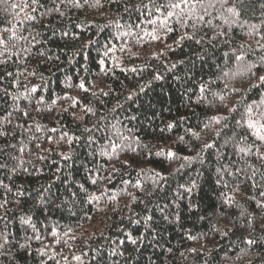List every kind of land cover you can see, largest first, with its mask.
<instances>
[{
  "label": "trees",
  "instance_id": "trees-1",
  "mask_svg": "<svg viewBox=\"0 0 264 264\" xmlns=\"http://www.w3.org/2000/svg\"><path fill=\"white\" fill-rule=\"evenodd\" d=\"M129 2L137 4L139 0H100V7L70 10L66 17L56 19L52 25L57 30L56 37H51V29L41 26L38 19L32 27L41 32L42 38L49 39L44 48L53 58L49 61L29 60L21 70L26 68L37 73L25 82L29 86H38V94H43L49 105L52 99L61 98L57 99L51 111L44 109L41 114L32 113L37 123L81 135L85 126L91 127L103 115L102 127L104 124H117L123 135L130 137L129 143L139 137L142 144L148 145L145 151L151 150L153 155L147 158L139 156L134 161L139 148L133 143L137 153L126 149L111 158L101 156L100 148L106 142L100 132L95 133L98 144L92 147L83 141L72 145L57 144L46 139L48 135L56 138V133H35L39 139L29 144V152L22 154L26 161H31L24 164L28 172L18 170L11 180L5 178V173H0V179L13 189L12 193H5L0 188V197L18 201L8 204L7 219H0V231H6L10 239L5 249L0 250L7 252V255L0 256V264H57V261L59 264H264V210H258L250 199L252 196L261 199L259 189L242 185L239 191L229 193L228 189L218 185L216 149L202 153L203 163L195 160L180 172L173 171L179 162H168L154 154L163 146L171 147L180 155L194 156L199 143L190 141L187 136V145L173 143L178 136L184 135L185 129L199 130L196 126L217 111L228 114L223 104L231 107L240 101L237 107L242 110L244 102L259 100L264 95V87L247 90V75L234 80L221 79V72L216 67L219 64L221 69L235 70L236 65L231 60L225 67L223 53L238 44L251 43L255 48L253 38L236 28L231 35L232 45H225L222 40L203 45L186 40L177 45L175 42L183 33L175 25L177 30L166 35L161 33L160 40L124 36L122 33L130 30L129 25L134 26L143 20L140 12L124 11L125 4ZM14 15L0 11V19L5 21L13 20ZM258 17L259 11L251 22L260 23ZM47 23L48 20H44V24ZM117 24L121 27L118 28ZM142 27L149 29L146 23ZM64 30L78 34L79 38L65 44L59 37ZM131 31L135 33L139 29L133 27ZM211 35L208 31V36ZM200 36L203 33L197 34V38ZM53 40L56 43H52ZM90 40L92 44L88 43ZM109 47L113 51L105 56ZM122 48L125 50L121 51ZM261 55L264 52L257 50L247 59L259 64ZM101 59L110 71L101 72ZM173 64H176L175 68L171 67ZM133 68L136 71H132ZM260 74H264V66L259 68L257 75ZM157 75L161 79H155ZM81 80L85 89L78 86ZM201 82H207L211 92L225 95V100L222 103L213 100L211 92H208L205 94L207 100L198 101ZM225 83L229 89L235 87L241 92L225 89ZM130 95L131 99H128ZM65 96L75 98L78 103L73 106L71 99H63ZM209 101L218 107L210 108ZM24 103L21 102L22 106ZM85 106L91 107L95 115H85ZM181 117L187 119L182 120ZM232 117L239 119V114H231L230 126ZM168 122H175L176 127L164 133L166 139L161 144L160 129ZM116 142L120 143L119 140ZM222 142L221 139L218 143ZM225 151L231 156L230 146L221 149V153ZM62 153L71 159H63ZM41 156L44 158L40 159ZM234 159L236 166H242L239 157ZM125 160L131 166L124 164ZM251 162L258 163L254 159ZM138 163L140 168H155L168 177L163 191L146 197L122 183L124 180L135 182L138 178L143 179L138 176ZM92 179H96L97 184L94 185ZM192 179L197 181V187L191 194L178 189V185H188ZM21 186L26 195L16 197V189ZM49 187L54 196L44 192L47 199L44 203H37L40 192ZM102 190L105 195L100 201L88 202V196L100 195ZM221 192L232 195L236 204L220 208ZM129 193L138 199L133 202ZM112 194H115V200L109 198ZM158 205L168 207L162 213ZM146 207L149 209L147 212ZM240 211L246 212L244 218L239 216ZM221 212L226 213L227 218ZM4 214V210H0V217ZM22 215L33 217L42 241L32 238V229L21 223ZM146 215L152 216L147 223L144 220ZM165 216L168 218L164 219ZM249 217L251 224L248 223ZM136 220L140 223H135ZM53 228L58 231L56 239L69 229V237L74 236L75 239L63 237L67 243H56L50 235ZM129 236L137 239L135 245ZM246 238L255 243L247 244ZM20 244L29 247L20 249ZM42 246L48 247L49 255L55 253V259L41 257L37 249ZM190 249L196 251L191 252ZM113 251H122L124 255H112ZM74 256H80L81 260L73 259Z\"/></svg>",
  "mask_w": 264,
  "mask_h": 264
},
{
  "label": "snow or ice",
  "instance_id": "snow-or-ice-1",
  "mask_svg": "<svg viewBox=\"0 0 264 264\" xmlns=\"http://www.w3.org/2000/svg\"><path fill=\"white\" fill-rule=\"evenodd\" d=\"M100 6V0H94L93 3H90V0H20V2L0 0V11L5 15L10 13L15 14L13 20L5 21L0 19V138H2L0 139V173H5L6 179L11 180L12 176L21 169L24 172H28V168L24 167V164L31 163V161H26L22 154L29 152V144L39 139L35 133H56V138L48 135L46 139L49 142L57 144L66 143L72 145L73 143L83 141L88 147H92L98 144L95 133L100 132L102 133V139L106 142L100 148L99 155L101 156L111 158L112 156L119 155L121 152H125L126 149L137 153V148L132 147L133 143L139 148V155L134 157V161L138 160L139 156L147 158L153 155L151 150L145 151V149H148V145L142 144L139 137H136L135 140L129 143L130 137L124 136L117 124H104L102 127L101 122L105 119L103 115L91 127L85 126L82 129L81 135H76L66 130L61 131L57 127L47 128L32 118L33 112L41 114L44 109L51 111L52 106L56 105L57 99H61L60 97L52 99L51 105H49L45 96L38 94V86H29L25 82L29 76L35 77L37 73L34 71L29 72L26 68L21 70L24 64L32 59L36 61H49L53 58L47 54L44 48V45L49 43V39L42 38L41 32L32 27V25L39 19L41 26L51 29V37H56L57 30L52 27L56 19L66 17L68 12L73 9ZM124 11L126 13L137 11L140 12V16H143V20L139 24L134 26L129 25L130 30L122 33L124 36L134 35L139 40H143L144 37H149L151 40H160L162 39L161 33L165 35L172 33L178 27L183 34L175 42L177 45L186 40L193 41L197 45H203L205 42L212 44L214 40H222L225 45H232L234 43L231 39L233 30L239 28L247 37L253 38L255 48H253L251 43L231 46L229 51L223 53V58L225 67H228V62L231 60L236 65V69L232 70L228 68V70H224L217 64L216 67L221 72V77L219 78L234 80L237 77L247 75V90L264 87V74L257 75L259 68L264 66V55L259 56V64L247 59L250 54H254L257 50L264 52V0H146V2L145 0H139L137 4L126 3ZM257 11H259L258 19L260 23H253L251 21L256 17ZM21 14H23L22 18H20ZM46 19L48 23L44 24V20ZM145 23L149 26L150 30L142 27ZM117 27L121 26L117 24ZM133 27L139 29V31L134 33L131 31ZM205 29L212 33L210 37L208 36V31H205ZM198 33H203V36L197 38ZM59 37L65 41V44L79 38L78 34L67 30L60 32ZM51 42L56 43L55 40ZM88 43L92 44L93 41L90 40ZM124 50L123 48L121 49V51ZM111 51L113 49L109 47L104 55L108 56ZM56 59H59V57H56ZM178 63H183V61H179ZM100 65L101 72L110 71V69L105 68V61L103 59H101ZM171 67L175 68L176 64H173ZM132 71H136V69L133 68ZM155 79H161V77L157 75ZM78 86L81 89H85L84 81L81 80ZM224 88L229 89L228 83L224 84ZM229 90L236 93L241 92V89L235 87ZM208 92H211L209 84L201 82L198 87V101L207 100L205 94ZM34 93L36 95H33ZM102 94L108 95V93ZM211 96L213 100H218L221 103L225 100V95L218 92H211ZM63 99H71L73 106L78 103L72 97L65 96ZM128 99H131V95ZM22 101L25 102L23 106L21 104ZM238 103L240 101L234 102L231 107L223 104L228 114H222L217 111L216 114L208 116L205 121L196 126L199 130L188 127L185 129L184 135L178 136L173 141V143L187 145L189 142L185 140L187 136L190 141L199 143V149L195 150L194 156L180 155L176 151H173L171 147L163 146L154 154L164 158L168 162H179V166L173 169V171L180 172L186 167H190L191 163L195 160L203 163L202 153L216 149L218 165L215 168L217 175L216 183L222 188L228 189L229 193L239 191L242 185L250 186L252 189H259L261 199L257 200L255 196L250 197V199L255 202L258 210H264V95H261L259 100H252L250 103L244 102L242 110L237 107ZM208 106L210 108L218 107L212 101L208 102ZM64 110L61 109V111ZM84 111L85 115L89 113L95 115L91 107L85 106ZM232 113H238L239 119L232 117L233 123L230 126L228 121ZM132 119L135 120L136 117H132ZM181 119L184 120L187 117H181ZM175 127V122H168L164 128L160 129L161 144L166 139L164 133L171 132ZM128 131L131 133V129ZM228 132L232 134L228 135ZM221 139L223 142L218 143ZM117 140L120 143H117ZM229 146L231 147V156L226 151L221 153V149H227ZM13 153L16 154L14 155ZM61 155L65 160L71 159L66 153H62ZM235 157H239L242 166H236ZM43 158V156L40 157V159ZM253 159L258 163H252ZM142 162L140 161V163ZM124 164L131 166L127 160L124 161ZM137 167L139 169L138 176L143 179L138 178L135 182L124 180L122 183L130 185L146 197H151L155 193L163 191L168 180V177L163 172L157 171L155 168H140L139 163ZM92 183L94 185L97 184V180L92 179ZM80 187L83 188V185ZM196 187L197 181L195 179L190 180L188 185H178V189H183L185 194H191ZM0 188H3L5 193H12L13 191L12 187L8 183H5L4 179H0ZM44 192H48L54 196V194H51L50 187L45 188L40 192L39 198L36 201L37 203H44L47 199L44 196ZM229 193H220L222 197L220 208H224V206L232 207L236 204L234 197ZM14 195L16 197L25 196L26 193L23 190V186L17 188ZM73 195L75 194L73 193ZM104 195L105 193L102 190L100 195L92 194L87 199L89 203L100 201ZM128 195L133 202L138 199L132 193ZM109 198L115 200L116 196L112 194ZM10 203H18V201L0 197V210H4L5 212L4 216L0 217V219H7V205ZM158 207L163 213L168 205H158ZM145 211L147 212L149 209L146 207ZM220 214L227 218L226 213L221 212ZM239 216L244 218L246 212L240 211ZM167 218V216L164 217V219ZM20 220L22 224L32 229L33 239L38 241L43 240L40 229L37 228L31 215H22ZM144 220L147 223L152 220V216L146 215ZM134 222L140 223L139 220ZM248 223L251 224V217H249ZM70 232L71 229L63 233L60 239H56L58 231L53 228L50 230V235L56 243H61L62 241L67 243L63 237H69ZM224 235H227V233H224ZM69 238L75 239L74 236ZM128 239L133 245L137 243V239H133L131 236ZM9 243L10 239L7 232L0 231V250L5 249V246ZM246 243L252 245L255 241L246 238ZM28 247L27 244L19 245L20 249L27 250ZM168 251H171V249ZM189 251L195 252L196 249H190ZM37 252L41 257L47 256L48 259H55L56 257L55 253L49 255L47 246L37 249ZM117 254L120 256L124 255L122 251L119 253L113 251L112 253V255ZM5 255H7L6 251H0V256ZM129 258L126 257V259ZM64 259L67 260V257H64ZM73 259L80 261L81 257L74 256ZM57 264H59V261H57Z\"/></svg>",
  "mask_w": 264,
  "mask_h": 264
}]
</instances>
